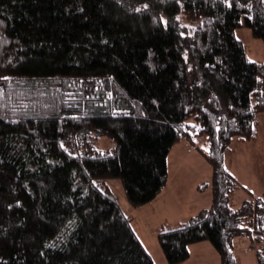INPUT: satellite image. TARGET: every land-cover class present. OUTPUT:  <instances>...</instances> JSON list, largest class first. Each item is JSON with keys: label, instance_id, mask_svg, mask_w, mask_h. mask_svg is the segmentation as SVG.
I'll use <instances>...</instances> for the list:
<instances>
[{"label": "trees", "instance_id": "16d2710c", "mask_svg": "<svg viewBox=\"0 0 264 264\" xmlns=\"http://www.w3.org/2000/svg\"><path fill=\"white\" fill-rule=\"evenodd\" d=\"M230 2L0 0V264H155L109 180L153 202L181 141L213 169L212 205L158 228L168 264L201 242L238 264L244 235L264 264V200L234 208L224 163L264 114V60L236 36L264 41V0Z\"/></svg>", "mask_w": 264, "mask_h": 264}, {"label": "rangeland", "instance_id": "374dc122", "mask_svg": "<svg viewBox=\"0 0 264 264\" xmlns=\"http://www.w3.org/2000/svg\"><path fill=\"white\" fill-rule=\"evenodd\" d=\"M236 36L246 45L247 57L251 62L264 60L263 39L255 38L247 28L237 30ZM254 128H256V134L253 139L245 142L234 140L226 153L225 167L241 187L233 200L234 208H238L243 200L251 197L264 200V114L260 115ZM200 140L202 139L196 142L204 148ZM111 145L112 142L108 137H103L99 142L102 149ZM168 158L169 180L164 187L163 194L145 206H132L121 179L109 180L110 188L116 195L125 215L131 220L133 228L145 234L144 247L152 256L155 264H168L155 229L165 222V229L177 227L178 222L186 219L182 218V213H185L188 208L186 204L189 202L192 211L206 206V199L210 198L207 184L211 183L213 177V169L209 162L187 143L180 142ZM184 164L187 165L186 168ZM178 181H180L181 190ZM180 200H183L182 203H179ZM256 246L249 235L236 238L233 251L238 264H258ZM216 254L212 256L201 251L197 253L198 258L204 255L203 259L208 260L209 264H222L219 254L217 252Z\"/></svg>", "mask_w": 264, "mask_h": 264}, {"label": "crops", "instance_id": "0c3cea01", "mask_svg": "<svg viewBox=\"0 0 264 264\" xmlns=\"http://www.w3.org/2000/svg\"><path fill=\"white\" fill-rule=\"evenodd\" d=\"M260 118V117H259ZM181 142H184L185 144L187 143L189 146H191L193 149H195L189 142H186V141H181ZM180 144V142H178V143H176L174 146H173V148H172V150H171V152H173V150L176 148V146H178ZM184 148H186V147H184ZM195 151H196V149H195ZM171 152H170V154H171ZM169 154V155H170ZM169 159V158H168ZM183 164H181V166H182ZM170 166V165H169ZM184 166H185V168L187 167V165L186 164H184ZM169 171H170V167H169ZM168 177H169V175H168ZM169 180V179H168ZM178 184H179V189L181 190V188H180V181H178L177 182ZM210 184V183H209ZM209 184H207V185H209ZM165 189V188H164ZM164 189L162 190V192L160 193V195L161 194H163V191H164ZM179 191V190H178ZM209 191H210V198L207 200L206 199V206H203V208L202 207H200L199 208V210H197V211H192V210H190L191 208H190V202L189 203H187L186 204V206L188 207L187 209H186V211H185V213H182L183 215H182V218H186L184 221H180V222H178V226L180 225V224H182L183 222H187L191 217H193V216H195L196 214H198L200 211H202V210H205V209H209L210 207H211V205H212V193H211V190H210V188H209ZM180 193H181V191H180ZM159 195V196H160ZM182 201L183 200H180L179 201V203H182ZM196 206V205H195ZM197 207V206H196ZM166 224V222L164 223V224H162L161 226H164ZM160 226V227H161ZM159 227V228H160ZM135 230V232H136V234L138 235V237H139V239H140V241L142 242V244L145 246V244H146V240H144L145 238H144V233L141 231V232H139L137 229H134ZM155 233H157V237H158V228L157 229H155ZM143 235V236H142ZM147 250V249H146ZM204 252V253H206V254H208V255H212L213 256V254H214V256H215V254H216V250L213 248V246L209 243V242H201V243H197V244H193V245H191L190 246V257H189V259L187 260V261H185V262H183V263H181V264H189L190 262H191V264H209V262H208V260H205V259H203V257H204V255H200L199 256V258H198V255H197V253L198 252ZM164 254V253H163ZM217 255V254H216ZM195 256V257H194ZM195 258V259H194ZM220 259V258H219Z\"/></svg>", "mask_w": 264, "mask_h": 264}, {"label": "snow or ice", "instance_id": "6c2138e0", "mask_svg": "<svg viewBox=\"0 0 264 264\" xmlns=\"http://www.w3.org/2000/svg\"><path fill=\"white\" fill-rule=\"evenodd\" d=\"M224 2H225V4H228V6L229 7H231V2H230V0H224ZM141 7H143V8H148V4H143ZM136 11H140L141 10V8H136L135 9ZM17 203H19V202H17ZM9 207H11V205H9Z\"/></svg>", "mask_w": 264, "mask_h": 264}]
</instances>
